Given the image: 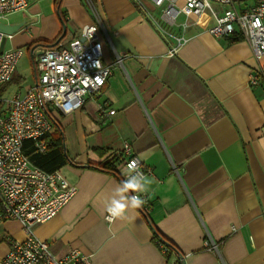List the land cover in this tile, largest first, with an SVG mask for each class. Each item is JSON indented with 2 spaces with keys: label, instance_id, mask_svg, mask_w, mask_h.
Here are the masks:
<instances>
[{
  "label": "crops",
  "instance_id": "obj_1",
  "mask_svg": "<svg viewBox=\"0 0 264 264\" xmlns=\"http://www.w3.org/2000/svg\"><path fill=\"white\" fill-rule=\"evenodd\" d=\"M43 1L31 6L29 0L26 26L7 39L13 45L5 50L59 38L60 13L68 31L61 43L81 38L95 22L87 0ZM254 3L237 8L245 12ZM228 9L213 2L199 18L185 10L164 35L136 0H98L103 64L112 74L80 110L49 108L75 163L60 171L78 189L56 217L33 228L56 257L76 250L90 264H166L157 232L183 264H264V56L255 59L242 36L235 41L210 33ZM182 36L186 42L170 55ZM259 71L258 83L250 85ZM126 143L155 178L146 193L151 209L147 218L138 208L108 222L106 205L127 173ZM107 162L117 177L82 168ZM7 223L0 260L9 240L26 239L19 222ZM208 237L220 244V255L205 250Z\"/></svg>",
  "mask_w": 264,
  "mask_h": 264
},
{
  "label": "built area",
  "instance_id": "obj_2",
  "mask_svg": "<svg viewBox=\"0 0 264 264\" xmlns=\"http://www.w3.org/2000/svg\"><path fill=\"white\" fill-rule=\"evenodd\" d=\"M148 1L159 11V17L142 1L136 0V3L164 35L167 34L166 28L174 26L185 10L199 18L213 2L227 5L229 9L216 17L210 33L217 39L242 36L249 43L255 59L264 56V0H254V6L245 12L237 8V4L245 0H184V7L179 6V0ZM87 2L95 22L83 28L81 38L84 42L78 38L68 44L60 43L55 48L44 49L35 64V85L2 101L6 103V110L0 113V223L19 222L26 239L9 240L10 249L0 264H90V259L76 250L56 257L49 244L34 235L33 228L56 217L76 196L78 189L60 170L47 173L35 166L26 156L25 149L30 143L38 153L45 154L49 147L47 136L53 131L49 108L59 104L70 111L80 110L88 96L101 91L112 74V69L103 64L100 40L103 22L95 7L89 0ZM29 5V0H0V22L11 14L27 10ZM3 38L4 35L0 34V87L11 82L24 55L23 48L4 49L1 53ZM185 42L183 36L176 38V47L170 55ZM260 74L261 71L251 76L250 85L258 83ZM114 113L110 112L111 115ZM123 156L127 169L123 181L130 174L128 165L132 161L137 162L138 171L151 175V170L144 167L128 143L124 145ZM140 195L145 200L140 208L148 213L151 209L149 196L146 193ZM114 219L108 213L105 216L108 222ZM156 244L165 255L166 264H183L184 257L176 254L165 241L158 239ZM204 248L220 255V244L209 237L205 239Z\"/></svg>",
  "mask_w": 264,
  "mask_h": 264
},
{
  "label": "trees",
  "instance_id": "obj_3",
  "mask_svg": "<svg viewBox=\"0 0 264 264\" xmlns=\"http://www.w3.org/2000/svg\"><path fill=\"white\" fill-rule=\"evenodd\" d=\"M91 4L95 7V9H98V0H89ZM60 18L61 21L66 23V20L60 13ZM62 35V34H61ZM58 40H54L53 42H40L42 45H48V44H53ZM235 41H239L240 37H236L234 39ZM233 41V42H235ZM35 44H38L35 42ZM34 46L30 45L28 47V50H31V48ZM37 74V73H36ZM19 80L17 79L16 74L14 75L13 79L11 80L10 83L0 87V97L3 96V94L7 91L8 86L11 85L12 83H17ZM47 139L49 140V147L48 150L45 154L38 153L36 150H34L31 146L30 143H27L25 145L26 149V156L28 159L37 167L40 169L44 170L47 173H53L56 172L60 169H62L64 166L68 164L75 165V163L69 158L65 148H64V139L62 135V131L59 128L58 124L56 122H53V131L47 136ZM82 168H89V169H94L98 171H102L107 174H111L117 177V172L114 168V164L112 162H107L105 164H89L88 166H82ZM142 215L147 218V213L144 212L141 208H139ZM155 239H162V237L156 232L155 233ZM170 248L173 250L175 249L172 244L166 242Z\"/></svg>",
  "mask_w": 264,
  "mask_h": 264
},
{
  "label": "clouds",
  "instance_id": "obj_4",
  "mask_svg": "<svg viewBox=\"0 0 264 264\" xmlns=\"http://www.w3.org/2000/svg\"><path fill=\"white\" fill-rule=\"evenodd\" d=\"M129 176L117 185L111 194L110 201L106 205V211L110 218H123L128 211L143 206L145 200L140 194L147 193L155 178H149L143 172L137 170V162L132 161L128 165ZM134 173V174H131ZM137 193L129 195V193Z\"/></svg>",
  "mask_w": 264,
  "mask_h": 264
},
{
  "label": "rangeland",
  "instance_id": "obj_5",
  "mask_svg": "<svg viewBox=\"0 0 264 264\" xmlns=\"http://www.w3.org/2000/svg\"><path fill=\"white\" fill-rule=\"evenodd\" d=\"M43 0H32L31 6L35 5L37 2H41ZM50 0L43 1V6L45 4H48ZM42 6V4H41ZM30 7V5H29ZM29 14V8L25 11H19L14 14L9 15L5 19L2 20L3 23L8 22H22L24 20V16L28 17ZM31 44V43H30ZM12 41L8 40L6 44V49H10L12 47ZM29 45H24V55L22 59L20 60L17 70H16V76L19 82L12 83L8 86L7 91L3 94L2 97H0V113L6 110V103H2V101H6L9 98H11L16 92H24L29 85H32L35 79L34 76V64L31 58L30 50H28ZM9 223L3 222L0 223V241L5 236L6 227ZM5 243V242H4Z\"/></svg>",
  "mask_w": 264,
  "mask_h": 264
},
{
  "label": "water",
  "instance_id": "obj_6",
  "mask_svg": "<svg viewBox=\"0 0 264 264\" xmlns=\"http://www.w3.org/2000/svg\"><path fill=\"white\" fill-rule=\"evenodd\" d=\"M26 23H27L26 20H23L20 23H13V24L0 22V34L4 35L1 45V53L5 49L7 39L9 37H13L17 35L26 26ZM62 28H63L62 35L58 38V40L55 43L48 45L37 44L31 48L30 53L34 64L35 75H36V69H35L36 61L38 60V57L44 53V49L55 48L66 38L68 32L67 25L63 21H62ZM81 42H84V38H81Z\"/></svg>",
  "mask_w": 264,
  "mask_h": 264
}]
</instances>
